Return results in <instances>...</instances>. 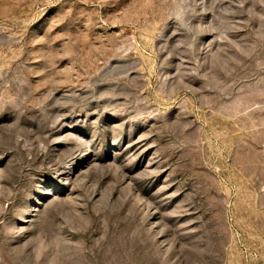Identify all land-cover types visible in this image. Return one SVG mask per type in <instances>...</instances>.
Masks as SVG:
<instances>
[{
  "label": "rangeland",
  "instance_id": "1",
  "mask_svg": "<svg viewBox=\"0 0 264 264\" xmlns=\"http://www.w3.org/2000/svg\"><path fill=\"white\" fill-rule=\"evenodd\" d=\"M0 264H264V0H0Z\"/></svg>",
  "mask_w": 264,
  "mask_h": 264
}]
</instances>
